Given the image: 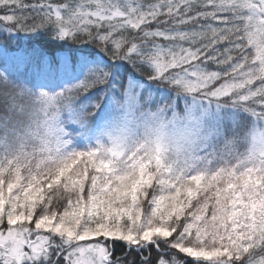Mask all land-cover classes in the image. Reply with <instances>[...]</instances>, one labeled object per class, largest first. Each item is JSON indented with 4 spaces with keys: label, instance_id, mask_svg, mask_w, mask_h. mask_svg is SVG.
Segmentation results:
<instances>
[{
    "label": "snow or ice",
    "instance_id": "1",
    "mask_svg": "<svg viewBox=\"0 0 264 264\" xmlns=\"http://www.w3.org/2000/svg\"><path fill=\"white\" fill-rule=\"evenodd\" d=\"M253 122L264 0H0V264H264Z\"/></svg>",
    "mask_w": 264,
    "mask_h": 264
},
{
    "label": "clouds",
    "instance_id": "2",
    "mask_svg": "<svg viewBox=\"0 0 264 264\" xmlns=\"http://www.w3.org/2000/svg\"><path fill=\"white\" fill-rule=\"evenodd\" d=\"M189 110H191L190 114ZM202 123H204V119L201 111L199 108L193 107L192 98L189 97L186 101H180L179 106L175 109V116L172 113H167L166 118L161 117L148 131L151 132L153 139L162 145L171 148L187 147L197 138L199 125ZM253 133H264V122H253L248 125L245 131V136L248 139L243 142V146L240 148L241 152L247 153L252 148ZM143 134L144 130L142 129L141 136Z\"/></svg>",
    "mask_w": 264,
    "mask_h": 264
},
{
    "label": "trees",
    "instance_id": "3",
    "mask_svg": "<svg viewBox=\"0 0 264 264\" xmlns=\"http://www.w3.org/2000/svg\"><path fill=\"white\" fill-rule=\"evenodd\" d=\"M24 35H25V34H23V33L21 34V36H24Z\"/></svg>",
    "mask_w": 264,
    "mask_h": 264
}]
</instances>
